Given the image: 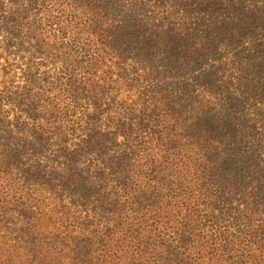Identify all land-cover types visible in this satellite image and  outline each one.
Returning <instances> with one entry per match:
<instances>
[{
    "label": "trees",
    "instance_id": "1",
    "mask_svg": "<svg viewBox=\"0 0 264 264\" xmlns=\"http://www.w3.org/2000/svg\"><path fill=\"white\" fill-rule=\"evenodd\" d=\"M0 264H264V0H0Z\"/></svg>",
    "mask_w": 264,
    "mask_h": 264
}]
</instances>
